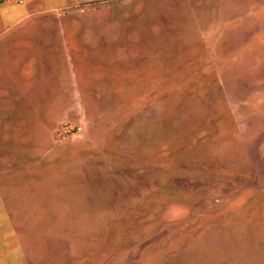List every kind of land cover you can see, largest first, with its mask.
I'll return each instance as SVG.
<instances>
[{"label":"rangeland","instance_id":"rangeland-1","mask_svg":"<svg viewBox=\"0 0 264 264\" xmlns=\"http://www.w3.org/2000/svg\"><path fill=\"white\" fill-rule=\"evenodd\" d=\"M0 264H264V0H3Z\"/></svg>","mask_w":264,"mask_h":264},{"label":"trees","instance_id":"trees-1","mask_svg":"<svg viewBox=\"0 0 264 264\" xmlns=\"http://www.w3.org/2000/svg\"><path fill=\"white\" fill-rule=\"evenodd\" d=\"M3 0H0V3L2 2Z\"/></svg>","mask_w":264,"mask_h":264}]
</instances>
